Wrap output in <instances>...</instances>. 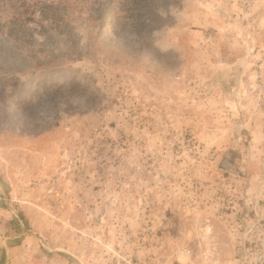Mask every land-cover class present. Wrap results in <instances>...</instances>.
<instances>
[{"label":"rangeland","instance_id":"374dc122","mask_svg":"<svg viewBox=\"0 0 264 264\" xmlns=\"http://www.w3.org/2000/svg\"><path fill=\"white\" fill-rule=\"evenodd\" d=\"M17 14L35 42L0 46V264H248L264 0H0V28Z\"/></svg>","mask_w":264,"mask_h":264},{"label":"trees","instance_id":"16d2710c","mask_svg":"<svg viewBox=\"0 0 264 264\" xmlns=\"http://www.w3.org/2000/svg\"><path fill=\"white\" fill-rule=\"evenodd\" d=\"M41 13L43 16H47L51 23L53 24L56 23L55 25L56 29L58 28L60 29L61 25H64L65 29L76 28V26L69 27L71 24V22H69L71 14L70 12H67V9L66 11H63L60 8L59 3H51L48 7L43 8ZM16 16L17 17L14 16L13 18L11 17L9 19V22H7L4 27L0 28L1 49L2 47L5 50L9 49L12 43L14 44L20 43L24 47L27 46L29 47L35 42L34 41L35 34H33L34 31L32 30V28H29L27 26L26 18L18 14ZM118 16H120L119 13L114 12V14L112 15L109 11L103 10L100 14V19H101L100 22L97 25L93 26L92 30L95 31L96 34L103 33L106 30L105 23L109 21L110 17L116 18ZM116 21H118L117 18ZM79 27L81 26H77V28ZM9 37L14 38V41H12L11 38ZM13 47L17 48V46H13ZM1 49L0 52H2ZM27 55H29V53H27Z\"/></svg>","mask_w":264,"mask_h":264},{"label":"built area","instance_id":"2783aa9c","mask_svg":"<svg viewBox=\"0 0 264 264\" xmlns=\"http://www.w3.org/2000/svg\"><path fill=\"white\" fill-rule=\"evenodd\" d=\"M246 262L248 264H264V227L254 240Z\"/></svg>","mask_w":264,"mask_h":264}]
</instances>
